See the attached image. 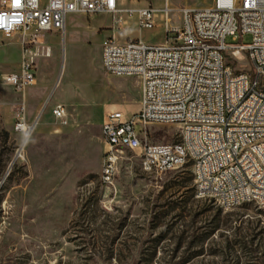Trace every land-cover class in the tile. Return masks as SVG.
I'll list each match as a JSON object with an SVG mask.
<instances>
[{"label":"rangeland","instance_id":"374dc122","mask_svg":"<svg viewBox=\"0 0 264 264\" xmlns=\"http://www.w3.org/2000/svg\"><path fill=\"white\" fill-rule=\"evenodd\" d=\"M210 1L123 4H168L177 24L182 8ZM128 21L113 29L107 16L72 15L64 35L48 34L52 57L38 60L37 84L24 96L25 124L32 127L40 116L27 142L16 131L22 97L2 84V74L17 67L18 48L7 46L18 37L0 34V264H264V210L246 204L224 212L214 200L197 196L190 164L145 170L140 154L125 150L113 185L103 182L105 117L122 109L132 118L140 108L141 83L105 73L102 42L113 32L117 41L129 34L149 44L165 42L162 29L139 31L135 17ZM251 42L249 35L225 40ZM228 63L235 72L253 73L246 59ZM57 106L66 109L67 125L53 117ZM145 130L153 145L180 140L175 125Z\"/></svg>","mask_w":264,"mask_h":264},{"label":"built area","instance_id":"2783aa9c","mask_svg":"<svg viewBox=\"0 0 264 264\" xmlns=\"http://www.w3.org/2000/svg\"><path fill=\"white\" fill-rule=\"evenodd\" d=\"M124 0H0V34L18 37L19 69L2 84L22 97L16 131L25 122V92L37 83V62L51 58L48 34L64 35L69 16L104 15L112 28L136 19L139 31L163 24L165 42L141 38L118 42L114 34L101 46V66L114 78L141 83L139 110L127 119L122 109L105 117L106 146L102 179L113 185L121 154L138 152L145 170L166 172L190 164L197 196L224 211L246 204L264 210V0H211L200 8L184 7L173 24L168 4L126 7ZM173 35L175 44H170ZM251 36L250 44L229 45ZM228 59L248 60L253 73L235 72ZM53 117L67 125L62 106ZM175 125L180 140L171 145L147 141L145 127ZM25 139V137L23 138Z\"/></svg>","mask_w":264,"mask_h":264},{"label":"crops","instance_id":"0c3cea01","mask_svg":"<svg viewBox=\"0 0 264 264\" xmlns=\"http://www.w3.org/2000/svg\"><path fill=\"white\" fill-rule=\"evenodd\" d=\"M157 29H162V31H163V34H164V29H163V27L162 26H158L157 27ZM116 32H113L112 34H115ZM130 37H131V35H129V34H125L124 36H121L119 39H118V41L120 42V43H124V42H126L128 39H130ZM46 38H49L48 36H46ZM45 38V39H46ZM133 38V37H132ZM157 44H162V43H157ZM10 46H15V47H17L18 48V59L14 62V64H16V63H18L17 64V67H15L13 70H9V71H6V72H4L3 74H2V76L3 75H5V74H10V73H13V72H15V71H17L18 69H19V64H20V59H21V48H20V46H19V44L17 43V44H12V45H9V46H7V47H10ZM5 47V46H4ZM71 58H72V60L74 61V60H76L75 58V55H74V50L72 49L71 50ZM100 60H101V54H100ZM6 70H8V69H6ZM37 81H38V72H37ZM37 84V83H36ZM59 85V84H58ZM58 87V86H57Z\"/></svg>","mask_w":264,"mask_h":264},{"label":"bare ground","instance_id":"6f19581e","mask_svg":"<svg viewBox=\"0 0 264 264\" xmlns=\"http://www.w3.org/2000/svg\"><path fill=\"white\" fill-rule=\"evenodd\" d=\"M20 130L22 131V133H24V137H25V139H23L24 142H27V140H28V138H29V136H30L31 127H29L27 124L23 123V124L21 125V127H20ZM20 150H22V149L20 148ZM20 150H19V151H20ZM19 151H18V152H19ZM20 154H21V153L18 154V157H19V156L21 157Z\"/></svg>","mask_w":264,"mask_h":264},{"label":"water","instance_id":"95a60500","mask_svg":"<svg viewBox=\"0 0 264 264\" xmlns=\"http://www.w3.org/2000/svg\"><path fill=\"white\" fill-rule=\"evenodd\" d=\"M39 117H40V116H39ZM39 117H38V119L36 120V122L32 125V127H31V131H30V134L33 132V130H34L36 124L38 123Z\"/></svg>","mask_w":264,"mask_h":264},{"label":"snow or ice","instance_id":"6c2138e0","mask_svg":"<svg viewBox=\"0 0 264 264\" xmlns=\"http://www.w3.org/2000/svg\"><path fill=\"white\" fill-rule=\"evenodd\" d=\"M16 2L18 3V2H19V0H16Z\"/></svg>","mask_w":264,"mask_h":264}]
</instances>
